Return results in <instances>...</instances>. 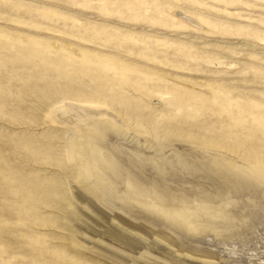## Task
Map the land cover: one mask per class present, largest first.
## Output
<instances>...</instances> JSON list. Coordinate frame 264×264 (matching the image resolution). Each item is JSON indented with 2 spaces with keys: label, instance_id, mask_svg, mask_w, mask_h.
Listing matches in <instances>:
<instances>
[{
  "label": "rangeland",
  "instance_id": "1",
  "mask_svg": "<svg viewBox=\"0 0 264 264\" xmlns=\"http://www.w3.org/2000/svg\"><path fill=\"white\" fill-rule=\"evenodd\" d=\"M0 264H264V0H0Z\"/></svg>",
  "mask_w": 264,
  "mask_h": 264
},
{
  "label": "bare ground",
  "instance_id": "2",
  "mask_svg": "<svg viewBox=\"0 0 264 264\" xmlns=\"http://www.w3.org/2000/svg\"><path fill=\"white\" fill-rule=\"evenodd\" d=\"M182 15H183V14H182ZM89 106H90V105H89ZM91 107H92V106H91ZM99 110H100V109H99ZM92 111H93V110H92ZM92 111H91V112H92ZM89 114H90V113H89ZM96 116H97V115H96ZM95 137H96V136H95ZM86 140H87V139H86ZM90 142H91V141H90ZM92 145H93V144H92Z\"/></svg>",
  "mask_w": 264,
  "mask_h": 264
}]
</instances>
